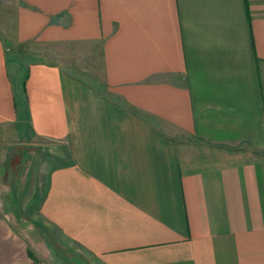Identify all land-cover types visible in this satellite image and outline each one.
Segmentation results:
<instances>
[{"label":"crops","instance_id":"0c3cea01","mask_svg":"<svg viewBox=\"0 0 264 264\" xmlns=\"http://www.w3.org/2000/svg\"><path fill=\"white\" fill-rule=\"evenodd\" d=\"M8 159L0 264H264V0H0Z\"/></svg>","mask_w":264,"mask_h":264},{"label":"rangeland","instance_id":"374dc122","mask_svg":"<svg viewBox=\"0 0 264 264\" xmlns=\"http://www.w3.org/2000/svg\"><path fill=\"white\" fill-rule=\"evenodd\" d=\"M21 49H23V48H21ZM68 51H72L73 53L75 51L77 52V54L74 55L75 58L72 57V59H71V60H73L72 61L73 64H77V67H81V69H86L90 73L91 72H95V71L98 70L99 65H98V63L96 64V61H95L96 59L90 57V53L92 51H94V50H91V49H81V50H79V49L78 50L70 49ZM81 52H82V54H81ZM24 53L25 54L30 53V54L35 55L36 56V57H34L35 59L48 60L47 56L44 54V52H42V49L41 48L32 47L31 45H28V46L25 47ZM19 55L22 56V54H19ZM41 146H42V143L41 142L40 143L38 142L33 147L35 149L31 148L30 146H25L24 145L22 147L21 146L18 147L17 150L14 149L13 152H17L19 154H21L23 152L36 153V152H40V150H38V149L39 148L41 149ZM17 166H18L17 165V161L10 160V159H8V164L4 163V164H2L0 166V192L3 190L4 183H6V180L8 179L9 175L11 174V172H13V170L16 169ZM1 183H2V185H1ZM8 187H10V185ZM1 195H2V193H1Z\"/></svg>","mask_w":264,"mask_h":264}]
</instances>
